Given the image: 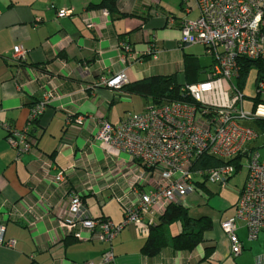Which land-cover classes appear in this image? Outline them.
Returning a JSON list of instances; mask_svg holds the SVG:
<instances>
[{
  "label": "crops",
  "instance_id": "0c3cea01",
  "mask_svg": "<svg viewBox=\"0 0 264 264\" xmlns=\"http://www.w3.org/2000/svg\"><path fill=\"white\" fill-rule=\"evenodd\" d=\"M98 1L0 0V122L22 130L31 107L49 95L43 113L29 126L37 141L28 152L18 156L0 127V226L4 241H13L12 247L0 245V264H99L109 246L114 264H260L264 232L249 240L245 226L238 223L242 248L233 255L220 228V222L233 215L236 201L227 214L220 205L209 211L199 206L205 202L193 192L183 204L192 217H211L212 227L203 234L205 242L189 252L168 245L152 257L142 254L145 224L124 225L110 245L78 240L59 225L73 190L81 193L93 218L121 223L124 212L116 197L138 176L145 178L141 163L92 136L99 119L118 123L151 105L150 100L127 93L124 85L98 86L100 77L123 71L127 84L152 75H175L179 84H190L206 79L212 63L205 46H181L178 24L169 22L172 17L195 18L193 2L187 13L179 0H118L121 15L113 17L105 9L88 8ZM60 9L70 10V16L57 17ZM121 42L129 43V53L119 50ZM16 45L27 51L23 64L9 59ZM237 76L231 79L234 85ZM260 94L253 102L260 101ZM76 117L82 118L81 124L74 123ZM62 169L63 183H51ZM178 232L177 224L170 225L168 239ZM205 247L210 248L207 254Z\"/></svg>",
  "mask_w": 264,
  "mask_h": 264
},
{
  "label": "built area",
  "instance_id": "2783aa9c",
  "mask_svg": "<svg viewBox=\"0 0 264 264\" xmlns=\"http://www.w3.org/2000/svg\"><path fill=\"white\" fill-rule=\"evenodd\" d=\"M179 1L187 13L191 9L190 2L196 6L195 18L178 20L179 44H200L208 49L212 63L206 79L182 86V93L192 101L149 105L140 112L128 113L118 123L99 119L92 140L130 155L145 167V178L138 176L125 193L116 197L124 212L121 223L93 218L83 204L81 193L73 190L68 195L67 208L59 225L78 240L93 239L110 245L126 224L155 223L168 204L178 203L198 190V182L224 187L236 169L229 161L244 153L246 175L234 213L220 222L231 254L237 255L242 248L237 235L238 223L245 226L249 240L264 232V160H260L254 146L248 149L258 138V132L243 124L244 121L264 120V102L258 103L251 112H245L243 96L231 79L237 73L239 58L264 57V0ZM70 14V10L60 9L57 17ZM169 22L173 23L174 19L169 18ZM119 50L129 53V43L121 42ZM26 53L16 45L9 59L20 64ZM126 82V75L121 71L110 77H100L97 85L120 89ZM226 85L231 87L230 91ZM257 92L264 93V80L257 81ZM48 96L31 107L27 126L22 130L0 122V127L7 132L8 145L18 156L35 145V138L27 134L28 126L43 113ZM81 122V117L74 120L78 125ZM201 155L221 163L200 168L197 160ZM63 181L64 169L51 179L55 185ZM142 185H148L149 189L143 190ZM3 230L0 226V245L12 247V240L4 241ZM99 264H114L110 246L103 252ZM260 264H264V258Z\"/></svg>",
  "mask_w": 264,
  "mask_h": 264
},
{
  "label": "trees",
  "instance_id": "16d2710c",
  "mask_svg": "<svg viewBox=\"0 0 264 264\" xmlns=\"http://www.w3.org/2000/svg\"><path fill=\"white\" fill-rule=\"evenodd\" d=\"M117 1L118 0H99L97 3H89L88 8L105 9L113 17L117 15L120 16L121 13L118 10ZM173 19L178 24V19L175 17ZM24 62L25 60L20 64H23ZM251 67L256 68V82L258 80H264V57L252 60L241 57L238 59V76L236 78L237 85H235L239 91L242 89L248 70ZM184 85L185 84H179L177 82L175 75H152L127 83L122 89L129 94L148 98L151 105L157 106L167 101H192L190 97L185 96L182 93L181 88ZM257 104L258 100L254 99L253 108ZM36 120L37 119H35L31 124H34ZM255 125L258 126L259 129L264 130V120H255L254 125L251 124V127L256 128ZM29 126L27 134L36 140V137L33 136L31 130H29ZM252 147L248 149H251ZM243 155L244 153L229 161L234 164L236 168L235 173L238 172L239 168L242 166L241 157ZM220 163V160L207 157L206 155H201L197 160V166L200 168L217 166L220 165ZM204 184V182H198V190L202 189L204 191H208ZM183 198H181L178 203L168 204L163 213L158 216L155 223L147 225L148 236L141 246L142 254L152 257L168 245H170L174 250L189 252L192 251L198 244L205 242L203 234L205 231L211 229L212 218L206 215L200 217L190 216L188 208L183 204ZM173 224L178 225L179 232L172 235L170 239H168L167 229ZM209 250V247H205L206 254L209 253Z\"/></svg>",
  "mask_w": 264,
  "mask_h": 264
},
{
  "label": "rangeland",
  "instance_id": "374dc122",
  "mask_svg": "<svg viewBox=\"0 0 264 264\" xmlns=\"http://www.w3.org/2000/svg\"><path fill=\"white\" fill-rule=\"evenodd\" d=\"M194 14V12H193ZM193 17H195L193 15ZM246 83L244 87L241 89V94L243 95V110L245 112H251L253 110V100L257 94V82H256V68L251 67L248 70L247 77H246ZM258 103L264 102V94L259 95ZM254 125V121L252 123ZM256 126V125H255ZM258 132V139L253 142L254 147L259 152L260 160H264V130L259 129L258 126L254 128ZM246 162L247 159L241 160V167L239 168L238 172H236L234 175H232L224 185V187H216V185L212 184H206V188L213 192V194H210L208 191L204 190H196L192 194L194 195H200L202 198L201 200L205 202L204 205H199L200 207H206L205 209H208L209 211H213L211 206L213 207H219V205L222 208H226L224 210V213H229V211L232 210V206L235 203L237 199L238 192L244 182V178L246 175ZM214 188H216L215 191ZM185 198V197H184ZM211 199H215V201L212 203ZM185 200V199H183ZM207 202V203H206ZM185 203V201H183ZM204 211V210H203ZM193 214H196L195 211H191Z\"/></svg>",
  "mask_w": 264,
  "mask_h": 264
}]
</instances>
